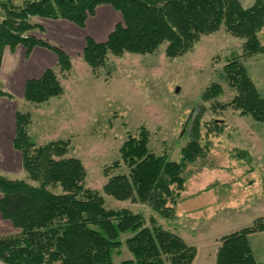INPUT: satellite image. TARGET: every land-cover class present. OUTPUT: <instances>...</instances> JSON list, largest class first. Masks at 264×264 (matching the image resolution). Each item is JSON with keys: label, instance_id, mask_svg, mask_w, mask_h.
I'll return each mask as SVG.
<instances>
[{"label": "trees", "instance_id": "obj_1", "mask_svg": "<svg viewBox=\"0 0 264 264\" xmlns=\"http://www.w3.org/2000/svg\"><path fill=\"white\" fill-rule=\"evenodd\" d=\"M110 4L123 21L104 42L87 37L83 60L98 70L106 65L108 53H152L166 42V54L177 57L188 51L201 35L225 27L230 34L244 38L243 52L224 65L228 83L236 94L223 108L232 106L264 123V95L250 77L244 59L264 52L259 33L264 26V0L243 7L239 0H35L15 5L1 0L0 69L6 47L23 45L29 54L43 46L58 56V69L68 73L72 59L60 46L30 34L43 27L33 16L67 19L85 27L96 7ZM220 84L207 87L203 97L222 93ZM64 93L54 68L40 78L28 79L24 99L35 104ZM0 96H10L0 82ZM14 147L22 153L25 179L0 175V213L20 229L15 235L0 236V261L5 264H192L197 248L177 232L166 229L151 217L147 224L142 212L106 206L99 190L87 187V171L80 158L70 156V140L35 141L29 132L32 115L17 111ZM194 136L182 149L179 161L168 154L157 155L149 148L150 134L144 126L138 135H129L120 147V160L106 168L104 192L118 200L149 206L163 218L172 219L181 192L186 188L185 168L205 154L200 142L199 124ZM219 132L222 128H218ZM247 154V152H244ZM125 164L127 173L110 174ZM31 182H29V181ZM33 182V183H32ZM264 231L258 218L251 226L220 238L216 264H259L249 236ZM132 257L115 263L123 246Z\"/></svg>", "mask_w": 264, "mask_h": 264}, {"label": "rangeland", "instance_id": "obj_2", "mask_svg": "<svg viewBox=\"0 0 264 264\" xmlns=\"http://www.w3.org/2000/svg\"><path fill=\"white\" fill-rule=\"evenodd\" d=\"M110 6L123 21L122 14ZM259 36L264 44V26ZM244 42L222 27L201 35L177 57L166 54L164 42L152 53H108L106 65L95 71L83 60V51L75 50L69 55L74 68L68 73L54 68L64 93L41 104L18 96V109L31 113L29 132L37 143L70 140L69 155L82 160L87 187L99 190L107 207L142 212L149 225L154 216L166 229L178 231L188 244L198 246L194 264H216L221 244L217 241L222 236L251 226L258 218L264 221V123L232 106L222 107L236 94L224 65L242 54ZM244 63L264 95V52L245 58ZM215 83L221 85L222 93L204 99L207 87ZM194 122L199 124L206 151L184 170L186 188L174 218H163L145 204L118 200L104 192L105 170L120 160V147L129 135H138L144 126L150 134V150L179 161L194 136ZM14 170L2 171L10 179L27 178L23 169ZM124 172H128L125 164L110 170V174ZM249 240L258 263L264 264V231L250 234ZM130 257L124 245L114 261Z\"/></svg>", "mask_w": 264, "mask_h": 264}, {"label": "crops", "instance_id": "obj_3", "mask_svg": "<svg viewBox=\"0 0 264 264\" xmlns=\"http://www.w3.org/2000/svg\"><path fill=\"white\" fill-rule=\"evenodd\" d=\"M11 1L15 5H21L17 3V0ZM27 1L35 0H23L24 3ZM240 1L245 7L252 6L255 2V0ZM3 15L2 9L0 21ZM31 21L41 25L43 31L32 30L30 34L46 39L51 43L59 44L70 56L75 50H77V53L83 51L86 46L87 36L98 42L105 41L113 30L114 24L119 22L117 14H115L114 9L109 4L99 5L96 8L95 15L87 19L85 27H80L67 19H50L40 16H33ZM51 40L54 41L52 42ZM79 47L80 49H78ZM56 66L58 67V56L47 47L36 46L29 54H27L26 48L21 44L13 50L10 47L5 48L0 69V82L3 89L10 96H0V175H4L2 170L9 172L15 171L14 168L20 169V171L23 169L22 153L14 147V139L17 132L16 115L17 111H19L17 97L21 96L24 98L28 79L40 78L45 70L56 68ZM72 68H74L73 60ZM19 232L20 229L15 227L11 220L5 219L0 213V236L15 235ZM177 233L180 234L178 231ZM217 243L220 244V241H217ZM196 248L197 253H199L198 246ZM196 259L197 256L193 264ZM0 264L5 263L0 261Z\"/></svg>", "mask_w": 264, "mask_h": 264}]
</instances>
